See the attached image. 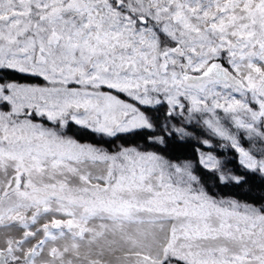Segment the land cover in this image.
Masks as SVG:
<instances>
[{
  "label": "snow or ice",
  "instance_id": "6c2138e0",
  "mask_svg": "<svg viewBox=\"0 0 264 264\" xmlns=\"http://www.w3.org/2000/svg\"><path fill=\"white\" fill-rule=\"evenodd\" d=\"M0 264H264V0H0Z\"/></svg>",
  "mask_w": 264,
  "mask_h": 264
}]
</instances>
